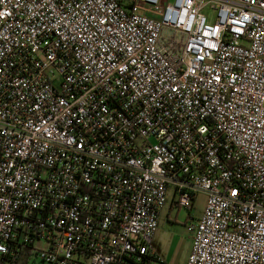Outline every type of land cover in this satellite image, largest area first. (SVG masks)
Masks as SVG:
<instances>
[{
  "label": "built area",
  "instance_id": "obj_1",
  "mask_svg": "<svg viewBox=\"0 0 264 264\" xmlns=\"http://www.w3.org/2000/svg\"><path fill=\"white\" fill-rule=\"evenodd\" d=\"M170 192L264 264V0H0V264H167Z\"/></svg>",
  "mask_w": 264,
  "mask_h": 264
},
{
  "label": "rangeland",
  "instance_id": "obj_2",
  "mask_svg": "<svg viewBox=\"0 0 264 264\" xmlns=\"http://www.w3.org/2000/svg\"><path fill=\"white\" fill-rule=\"evenodd\" d=\"M171 195L172 192L169 193L167 205L160 214L152 245L167 264H187L193 240V236L188 230L189 220L202 216L205 210L206 196L198 195L194 208L189 211L172 206ZM40 246L43 247V245Z\"/></svg>",
  "mask_w": 264,
  "mask_h": 264
},
{
  "label": "trees",
  "instance_id": "obj_3",
  "mask_svg": "<svg viewBox=\"0 0 264 264\" xmlns=\"http://www.w3.org/2000/svg\"><path fill=\"white\" fill-rule=\"evenodd\" d=\"M123 2H124V4H125V6H130V4H131V2H132V0H122Z\"/></svg>",
  "mask_w": 264,
  "mask_h": 264
},
{
  "label": "crops",
  "instance_id": "obj_4",
  "mask_svg": "<svg viewBox=\"0 0 264 264\" xmlns=\"http://www.w3.org/2000/svg\"><path fill=\"white\" fill-rule=\"evenodd\" d=\"M200 218V217H199ZM198 217H196L195 219L194 218H192V220L193 221H196V220H198L199 219ZM191 249H192V246H191ZM155 250V249H154ZM157 253V252H156ZM158 254V253H157ZM159 255V254H158ZM160 256V255H159ZM161 257V256H160Z\"/></svg>",
  "mask_w": 264,
  "mask_h": 264
}]
</instances>
